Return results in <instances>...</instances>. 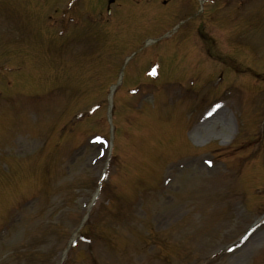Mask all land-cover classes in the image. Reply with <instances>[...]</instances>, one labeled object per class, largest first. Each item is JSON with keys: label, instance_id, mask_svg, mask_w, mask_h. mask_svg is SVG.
I'll list each match as a JSON object with an SVG mask.
<instances>
[{"label": "rangeland", "instance_id": "rangeland-1", "mask_svg": "<svg viewBox=\"0 0 264 264\" xmlns=\"http://www.w3.org/2000/svg\"><path fill=\"white\" fill-rule=\"evenodd\" d=\"M63 1L0 0V65L20 68L0 97V264H63L83 220L65 264H264V221L241 239L264 214V0H228L208 22L199 0H115L113 21L71 30L88 0L47 29ZM198 30L230 61L201 56ZM193 63L194 90L212 96L200 105L180 89L191 79L165 85ZM122 70L110 156L107 93Z\"/></svg>", "mask_w": 264, "mask_h": 264}, {"label": "snow or ice", "instance_id": "snow-or-ice-1", "mask_svg": "<svg viewBox=\"0 0 264 264\" xmlns=\"http://www.w3.org/2000/svg\"><path fill=\"white\" fill-rule=\"evenodd\" d=\"M152 74H153V75L155 74V70L152 71ZM97 139H99V138H97ZM206 163H208L209 166L211 165V161H206Z\"/></svg>", "mask_w": 264, "mask_h": 264}]
</instances>
